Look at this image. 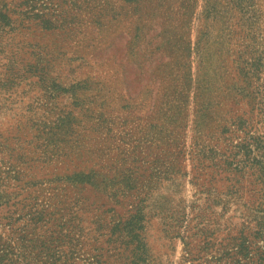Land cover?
<instances>
[{
    "label": "rangeland",
    "instance_id": "obj_1",
    "mask_svg": "<svg viewBox=\"0 0 264 264\" xmlns=\"http://www.w3.org/2000/svg\"><path fill=\"white\" fill-rule=\"evenodd\" d=\"M205 1L0 0L1 260L264 264V95Z\"/></svg>",
    "mask_w": 264,
    "mask_h": 264
},
{
    "label": "trees",
    "instance_id": "obj_2",
    "mask_svg": "<svg viewBox=\"0 0 264 264\" xmlns=\"http://www.w3.org/2000/svg\"><path fill=\"white\" fill-rule=\"evenodd\" d=\"M169 5L171 4L168 2L160 4L161 12L168 11ZM203 11L205 25L201 34L204 35L209 33L211 28H215L218 35L223 34L224 30L232 32L233 29L228 28V23L232 20L238 22L237 31L243 37V46L238 52L234 75L241 78L242 84L239 87L241 94H246L250 98L258 95V99L261 100V96L264 95L262 92L264 88V0H223L222 2L207 0L203 5ZM171 28L173 29V26ZM169 31L171 30H168V27L163 29L164 33ZM160 71L162 78L172 82L173 87L179 85L176 80H180L179 90L172 91L179 97H185L188 80H190L188 71L179 72L173 64H164V68ZM249 88L251 89L248 90ZM260 107L264 109V104ZM11 261L13 260L0 259V264H10ZM23 262L20 261V264ZM26 262L32 264L31 261Z\"/></svg>",
    "mask_w": 264,
    "mask_h": 264
}]
</instances>
